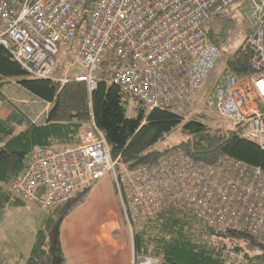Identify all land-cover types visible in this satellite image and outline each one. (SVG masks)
<instances>
[{"label": "built area", "instance_id": "obj_1", "mask_svg": "<svg viewBox=\"0 0 264 264\" xmlns=\"http://www.w3.org/2000/svg\"><path fill=\"white\" fill-rule=\"evenodd\" d=\"M236 1L0 0V44L34 78L61 85L81 81L89 91L104 78L150 109L163 107L188 120L196 114L193 98L219 56L202 25ZM246 1L251 32L245 42L254 74L237 78L226 68L208 101L213 112L264 148V0ZM84 5L89 7L79 24ZM70 45L82 71L56 75L55 57ZM78 140L33 151L12 181L15 196L47 210L110 174L127 228L179 206L218 229L244 230L264 245V169L230 157L198 163L182 149L129 168L112 157L93 122Z\"/></svg>", "mask_w": 264, "mask_h": 264}, {"label": "trees", "instance_id": "obj_2", "mask_svg": "<svg viewBox=\"0 0 264 264\" xmlns=\"http://www.w3.org/2000/svg\"><path fill=\"white\" fill-rule=\"evenodd\" d=\"M88 7H79V24L84 22ZM252 56L249 47L241 46L225 66L234 77H252ZM10 79L48 102L50 108L35 122L28 110L8 101L7 114L0 115V209L7 203L23 204L10 186L33 151L76 145L79 132L90 122L102 131L112 157H118L129 168L153 163L172 149H182L204 164L230 157L264 169V148L247 139L239 125L224 131L196 116L184 120L169 109H149L141 102L135 116L128 117L124 103L129 95L118 84L100 78L95 89L89 91L81 81L69 80L61 85L31 77L0 44V90ZM177 127L184 138L169 148H156ZM90 187L47 209L23 263L15 264H64L59 232L62 220L71 207L85 198ZM130 228L134 260L155 259L160 264H264V245L254 236L244 230L213 227L185 207H164L146 220L132 222Z\"/></svg>", "mask_w": 264, "mask_h": 264}, {"label": "rangeland", "instance_id": "obj_3", "mask_svg": "<svg viewBox=\"0 0 264 264\" xmlns=\"http://www.w3.org/2000/svg\"><path fill=\"white\" fill-rule=\"evenodd\" d=\"M247 12V1L238 0L225 8L221 17H211L202 25V29L206 32L209 43H214L218 47L219 56L214 62V67L193 98L195 116L205 120L206 123H210L211 126H216L224 131L234 130L237 128L238 124L213 112L212 107L209 105L208 98H210L214 90L216 81H222V75L226 69V60L231 58L237 49L245 45V40L251 32L249 30L250 23L246 17ZM72 48L73 47L68 46L60 49L59 57L64 54L65 56L68 55L69 59H71L74 56V49ZM16 85L17 83L11 80L3 86L1 89L2 91L0 90V112L7 111L6 106L8 101L12 102L19 109H25V106L28 108H37L36 110L43 109L42 105L37 104L38 102L33 97H30L28 92ZM124 104L125 114L128 117H134L137 112L136 106L139 104V101L129 96ZM144 109L147 111L148 108L145 106ZM241 133L244 135L243 131H241ZM182 138H184V136L180 131V127H177L172 130L164 140L159 141L156 148H169L171 145L178 143ZM108 176L111 177L110 174H108ZM13 195L15 196V194ZM24 204H26L24 208H20L18 204H15L13 209L7 208L4 214L5 218L3 222L0 223V254L2 249L3 256H7L5 241L8 246H11V251L9 250V253H14L15 247H17L18 251H22L26 254L36 235L35 232L38 226L42 223V219L46 217L49 211L41 210L30 201L24 202L23 205ZM74 206L70 208L71 210L66 215V219H69V215L75 210ZM72 218L75 222L76 215H72ZM99 218L100 214H97L95 211L82 218V222H79V224L82 225L83 236L86 235L88 238L92 236V230L98 227ZM67 226L71 228V225L66 224V227ZM123 227L124 230H126L127 237L131 240L132 229L129 227L127 228V226ZM131 257L133 264H144L143 262L146 260L145 258L134 260L133 252ZM149 263L160 264L155 259H149Z\"/></svg>", "mask_w": 264, "mask_h": 264}, {"label": "crops", "instance_id": "obj_4", "mask_svg": "<svg viewBox=\"0 0 264 264\" xmlns=\"http://www.w3.org/2000/svg\"><path fill=\"white\" fill-rule=\"evenodd\" d=\"M70 47H73V45H70ZM72 49H74V47ZM60 51L55 57L56 75H67L71 77L76 73H81L82 70L76 65L75 55L71 59H69L68 55L65 56L64 54L59 57ZM9 81H11V79ZM14 83L16 82L14 81ZM16 86L20 85L17 84ZM30 97H33L38 102L37 104H41L43 109L36 110L37 108H28L25 106L23 110H28L30 112L29 116L31 120L39 122L50 108L49 103L34 97L32 94H30ZM7 112L8 110L6 112H0V115H6ZM89 185H91V187L85 194V198L74 206L75 210L69 215V219H66V216L64 217L60 226V244L62 245V251L65 257L64 264H133L131 257L132 241L127 237L126 230H124L123 227H126V224L121 215L118 196H116L114 184H112V177L108 175L103 176V178L93 181ZM21 201L23 203L28 202ZM15 204L18 203H7L0 209V223H2L5 218L4 214L6 209H13ZM34 204L37 206L36 203ZM18 206L24 208L26 204H18ZM94 211L100 214V220L98 221V227L92 230V236L88 238L86 235H82L83 228H81L82 225H80L79 222L81 223L83 217ZM72 215H76L75 222ZM66 224L71 225V228L68 226L66 227ZM36 235L32 242L35 240ZM5 243V246L8 248H6L7 256H3V251L1 249V264H4L5 261L6 264L23 263L26 254L32 246L30 244L31 246L26 254L22 251H18L17 247H15L14 253H9V250L11 251V246H8L6 241Z\"/></svg>", "mask_w": 264, "mask_h": 264}, {"label": "bare ground", "instance_id": "obj_5", "mask_svg": "<svg viewBox=\"0 0 264 264\" xmlns=\"http://www.w3.org/2000/svg\"><path fill=\"white\" fill-rule=\"evenodd\" d=\"M249 36V35H248ZM247 39V38H246ZM246 41V40H245ZM244 48L245 47H248L247 45H246V42H245V45L243 46ZM251 49V48H250ZM5 50H7V49H5ZM26 73V72H25ZM27 74V73H26ZM29 75V74H28ZM29 76H31V75H29ZM32 77V76H31ZM260 105V106H259ZM259 105H258V107H261V103H259ZM150 109V108H149ZM86 128V127H85ZM95 128H97L96 126H95ZM98 130H99V128H97ZM100 131V130H99ZM100 132H102V131H100ZM103 134V133H102ZM104 137V136H103ZM78 143H79V140H78ZM77 143V144H78ZM76 144V145H77ZM109 147V146H108ZM233 159V158H232ZM219 160V159H218ZM218 160H216V162L214 163V164H216V163H218ZM233 161H235V162H238V163H240L241 165H245L246 163H244L243 161H237V160H235V159H233ZM199 163V162H198Z\"/></svg>", "mask_w": 264, "mask_h": 264}, {"label": "water", "instance_id": "obj_6", "mask_svg": "<svg viewBox=\"0 0 264 264\" xmlns=\"http://www.w3.org/2000/svg\"><path fill=\"white\" fill-rule=\"evenodd\" d=\"M260 106V105H259Z\"/></svg>", "mask_w": 264, "mask_h": 264}]
</instances>
